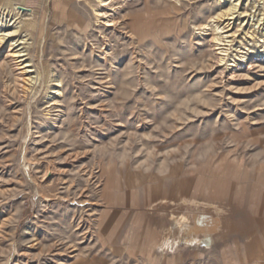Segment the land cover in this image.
Here are the masks:
<instances>
[{
	"label": "rangeland",
	"instance_id": "374dc122",
	"mask_svg": "<svg viewBox=\"0 0 264 264\" xmlns=\"http://www.w3.org/2000/svg\"><path fill=\"white\" fill-rule=\"evenodd\" d=\"M231 2L0 0L41 74L0 47V264H264V0Z\"/></svg>",
	"mask_w": 264,
	"mask_h": 264
},
{
	"label": "bare ground",
	"instance_id": "6f19581e",
	"mask_svg": "<svg viewBox=\"0 0 264 264\" xmlns=\"http://www.w3.org/2000/svg\"><path fill=\"white\" fill-rule=\"evenodd\" d=\"M99 1L101 3H104V5H108V3L111 0H99ZM240 1L241 0H238L237 3L231 2L229 8L222 10L218 14V17L224 18V19H227L230 21L234 18L240 17L239 15L241 13H239L237 16H235V14L239 12L238 6H239ZM17 8H18V6H17ZM19 8L21 9L22 7L19 6ZM21 10H18V12L21 14H24V12ZM19 13L15 12L14 9H10L8 6L0 7V47H2V46L8 47L9 46V53H12L10 55L14 54V57L16 56V58H19V59L21 58V61H22L21 64L22 65L24 64L21 68H24V69L26 68L25 71L29 75L27 80L32 83V86H34L35 84L38 83V81H39V83H41V74L40 73H37V75L32 74V73H35L36 70L30 69V67L31 68L33 67V64H31V60L29 59V56H28V58L24 59V57L29 54L27 52L28 49L25 48V45H24V44H26L27 38H24L21 36L19 37V34L22 33V30L25 26L27 28H32L33 24L30 22H27V20H25V21L21 20V16ZM29 14L32 15L33 13H29ZM230 21L228 23L224 24V26H222V27H221V25L223 24V22L214 25V30L216 32L215 37L219 42H223V41H225V39L227 37L231 36L230 34L224 35V33L228 32V30L225 31L226 28H229L232 24V23H230ZM25 32L27 33V31H25ZM246 33H247V37L250 39L249 41H251L253 43L259 41V37L254 32H250L248 30ZM248 34H250V35L248 36ZM263 47H264V45H263ZM263 51H264V49H263ZM27 67H29V68H27ZM51 81H52L51 88L54 90L53 94L56 97V94L59 95L61 93L60 83H62V82H61V79L57 75H54L52 77Z\"/></svg>",
	"mask_w": 264,
	"mask_h": 264
},
{
	"label": "crops",
	"instance_id": "0c3cea01",
	"mask_svg": "<svg viewBox=\"0 0 264 264\" xmlns=\"http://www.w3.org/2000/svg\"><path fill=\"white\" fill-rule=\"evenodd\" d=\"M4 3L8 4V0H4ZM211 219H212V221L214 223L219 221L218 217H211ZM207 220L209 221V219H206V220H203V221H196L195 222L194 227H193V231H192L195 236H196V234L197 235L198 234H203V235L208 234V233L205 232L207 230V228L206 227H202L206 223ZM214 228H215V225H214V227L210 228V230H207V231H209V233H211L210 237H212V233H214V231H215ZM192 239H193L192 241H194V240L198 241L199 238L194 237Z\"/></svg>",
	"mask_w": 264,
	"mask_h": 264
}]
</instances>
